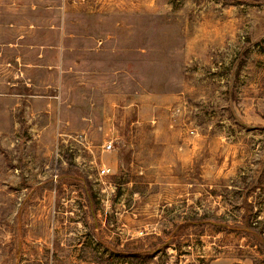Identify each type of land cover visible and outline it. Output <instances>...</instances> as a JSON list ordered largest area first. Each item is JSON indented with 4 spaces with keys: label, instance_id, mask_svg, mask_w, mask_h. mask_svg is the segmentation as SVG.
I'll return each mask as SVG.
<instances>
[{
    "label": "rangeland",
    "instance_id": "374dc122",
    "mask_svg": "<svg viewBox=\"0 0 264 264\" xmlns=\"http://www.w3.org/2000/svg\"><path fill=\"white\" fill-rule=\"evenodd\" d=\"M0 264H264V0H0Z\"/></svg>",
    "mask_w": 264,
    "mask_h": 264
},
{
    "label": "built area",
    "instance_id": "2783aa9c",
    "mask_svg": "<svg viewBox=\"0 0 264 264\" xmlns=\"http://www.w3.org/2000/svg\"><path fill=\"white\" fill-rule=\"evenodd\" d=\"M113 148V142H110L108 145H107V149H111ZM107 171H109V168H106L105 166L102 168L101 170V173L105 174Z\"/></svg>",
    "mask_w": 264,
    "mask_h": 264
}]
</instances>
